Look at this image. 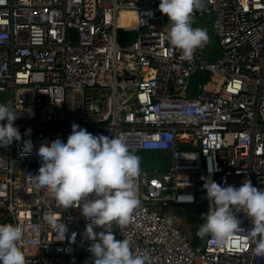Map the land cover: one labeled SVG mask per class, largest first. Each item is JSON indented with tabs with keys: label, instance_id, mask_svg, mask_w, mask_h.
Wrapping results in <instances>:
<instances>
[{
	"label": "built area",
	"instance_id": "1",
	"mask_svg": "<svg viewBox=\"0 0 264 264\" xmlns=\"http://www.w3.org/2000/svg\"><path fill=\"white\" fill-rule=\"evenodd\" d=\"M158 4L0 0V104L17 110L21 134L0 146V224L21 226L18 247L27 264H66L76 248L90 253L80 208L59 206L34 180L37 149L66 143L73 123L118 136L136 151L171 156L163 172L140 164L139 206L128 224L111 225L133 254L150 264H264L252 250V222L243 211H234L241 230L223 246L209 236L192 241L200 205L205 201V213L211 207L206 179L235 187L248 180L264 191V0H204L192 27L213 35L191 60L165 39L168 17ZM119 30L135 34L121 44ZM213 40L220 56L206 60ZM197 70L207 75L189 95ZM25 141L31 153L23 152ZM180 207L194 218L183 222L174 210ZM52 221L65 224L64 239Z\"/></svg>",
	"mask_w": 264,
	"mask_h": 264
},
{
	"label": "clouds",
	"instance_id": "2",
	"mask_svg": "<svg viewBox=\"0 0 264 264\" xmlns=\"http://www.w3.org/2000/svg\"><path fill=\"white\" fill-rule=\"evenodd\" d=\"M204 0H159L158 10L168 17L165 39L181 50L182 57L191 60L196 49L209 42L203 28L192 27V13L203 9ZM17 110L10 104H0V146L7 147L20 140L14 126ZM31 141H25L23 152L32 151ZM142 152V151H140ZM168 154L166 152H160ZM41 165L34 180L65 209L79 207L89 221L85 236L91 241L88 251L92 264H150L147 256L133 254L128 240H117L111 231L113 223L124 226L139 206L135 179L140 174V161L118 136L93 135L73 123L66 143L57 139L41 144L37 149ZM141 159V160H140ZM210 209L202 214L205 221L196 235L211 238L223 246L233 233L241 230L234 211H243L251 219L249 239L254 243V254L264 256V191L245 180L239 187L221 186L206 179L204 185ZM56 236L64 239V223L52 221ZM94 227L103 231L94 232ZM23 237L21 226L0 224V264H27L18 247Z\"/></svg>",
	"mask_w": 264,
	"mask_h": 264
},
{
	"label": "rangeland",
	"instance_id": "3",
	"mask_svg": "<svg viewBox=\"0 0 264 264\" xmlns=\"http://www.w3.org/2000/svg\"><path fill=\"white\" fill-rule=\"evenodd\" d=\"M207 22H211V17H208ZM135 32H131L130 35H134ZM208 36H212L213 32L207 33ZM213 47L211 48V51H213V54H207V50L205 51L204 57H206V60H215L220 56V50L217 45V43L213 40L211 42ZM208 47H210V44H208ZM129 151L138 157H140L142 160L140 161L141 165H146L147 167L152 166H158L160 172L166 171L169 167L171 156L170 154L161 155L160 151H136L135 149L128 148ZM143 161L146 163L143 164ZM174 210L177 212V217L182 218V221L185 222L186 220H190L192 217L194 218V212L190 210L189 208H174ZM198 218V216H197ZM66 264H92V257L91 253H85L81 252L79 249L76 248L74 256H69L66 260Z\"/></svg>",
	"mask_w": 264,
	"mask_h": 264
},
{
	"label": "trees",
	"instance_id": "4",
	"mask_svg": "<svg viewBox=\"0 0 264 264\" xmlns=\"http://www.w3.org/2000/svg\"><path fill=\"white\" fill-rule=\"evenodd\" d=\"M131 32L128 31H123V30H119L118 31V35H117V39L118 42L123 44L126 40H129V38H131L132 35H130ZM133 37V36H132ZM146 163L145 161H143V164ZM202 214H205V201L200 205L199 207V214H198V218L194 227V231H193V244L197 245L200 243L201 238H199L196 235V232L198 230V228L200 227L201 224H203L205 221L201 218Z\"/></svg>",
	"mask_w": 264,
	"mask_h": 264
},
{
	"label": "water",
	"instance_id": "5",
	"mask_svg": "<svg viewBox=\"0 0 264 264\" xmlns=\"http://www.w3.org/2000/svg\"><path fill=\"white\" fill-rule=\"evenodd\" d=\"M69 32L71 33L70 38L71 40L75 41L77 38L76 31L74 28H70ZM207 75L206 71H195L192 73L190 80H189V90L188 94L192 95L196 91V86L201 82Z\"/></svg>",
	"mask_w": 264,
	"mask_h": 264
},
{
	"label": "crops",
	"instance_id": "6",
	"mask_svg": "<svg viewBox=\"0 0 264 264\" xmlns=\"http://www.w3.org/2000/svg\"><path fill=\"white\" fill-rule=\"evenodd\" d=\"M161 155H165V153H162Z\"/></svg>",
	"mask_w": 264,
	"mask_h": 264
},
{
	"label": "bare ground",
	"instance_id": "7",
	"mask_svg": "<svg viewBox=\"0 0 264 264\" xmlns=\"http://www.w3.org/2000/svg\"><path fill=\"white\" fill-rule=\"evenodd\" d=\"M130 22H132V21H130Z\"/></svg>",
	"mask_w": 264,
	"mask_h": 264
}]
</instances>
